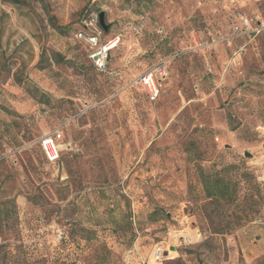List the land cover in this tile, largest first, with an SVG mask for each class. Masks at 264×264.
Here are the masks:
<instances>
[{
	"label": "rangeland",
	"instance_id": "obj_1",
	"mask_svg": "<svg viewBox=\"0 0 264 264\" xmlns=\"http://www.w3.org/2000/svg\"><path fill=\"white\" fill-rule=\"evenodd\" d=\"M157 263L264 264V0H0V264Z\"/></svg>",
	"mask_w": 264,
	"mask_h": 264
},
{
	"label": "built area",
	"instance_id": "obj_2",
	"mask_svg": "<svg viewBox=\"0 0 264 264\" xmlns=\"http://www.w3.org/2000/svg\"><path fill=\"white\" fill-rule=\"evenodd\" d=\"M84 29L78 33V37L84 40L92 48L90 57L94 66L100 71L107 70V59L109 54L108 45L101 43L102 30L99 25L98 17H91L84 20ZM243 28L250 26V21L244 18L241 22ZM240 26H236L238 30ZM162 74V71H159ZM140 83L145 87L150 99L156 100L160 94V86L156 71H149L140 78ZM62 134L55 132L45 136L41 141V147L47 162L55 164L61 157ZM159 257V256H158Z\"/></svg>",
	"mask_w": 264,
	"mask_h": 264
},
{
	"label": "water",
	"instance_id": "obj_3",
	"mask_svg": "<svg viewBox=\"0 0 264 264\" xmlns=\"http://www.w3.org/2000/svg\"><path fill=\"white\" fill-rule=\"evenodd\" d=\"M99 22H100V25L102 26V28L107 31L108 30V26L105 23V18H104V13L103 12L100 13V15H99Z\"/></svg>",
	"mask_w": 264,
	"mask_h": 264
},
{
	"label": "trees",
	"instance_id": "obj_4",
	"mask_svg": "<svg viewBox=\"0 0 264 264\" xmlns=\"http://www.w3.org/2000/svg\"><path fill=\"white\" fill-rule=\"evenodd\" d=\"M82 30H83V29H82ZM82 30H80V31H82ZM96 69H97V68H96ZM207 193H208V195H213V194H214V192H213L210 188H208V187H207ZM221 193H222V192H221ZM156 211H157V210H155L154 213H156ZM167 216H168V214H167ZM86 231L89 232L90 230H87V229H86Z\"/></svg>",
	"mask_w": 264,
	"mask_h": 264
},
{
	"label": "bare ground",
	"instance_id": "obj_5",
	"mask_svg": "<svg viewBox=\"0 0 264 264\" xmlns=\"http://www.w3.org/2000/svg\"><path fill=\"white\" fill-rule=\"evenodd\" d=\"M117 42H118V41H113V42L108 46V49L110 50V49L114 48V47L116 46Z\"/></svg>",
	"mask_w": 264,
	"mask_h": 264
},
{
	"label": "crops",
	"instance_id": "obj_6",
	"mask_svg": "<svg viewBox=\"0 0 264 264\" xmlns=\"http://www.w3.org/2000/svg\"><path fill=\"white\" fill-rule=\"evenodd\" d=\"M171 257H173V256L171 255ZM157 264H160V263H157Z\"/></svg>",
	"mask_w": 264,
	"mask_h": 264
}]
</instances>
